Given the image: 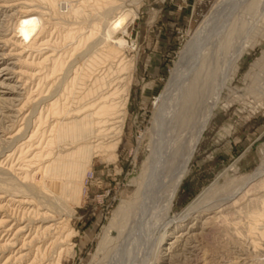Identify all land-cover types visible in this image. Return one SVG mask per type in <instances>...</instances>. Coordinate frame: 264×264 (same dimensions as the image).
<instances>
[{
    "label": "rangeland",
    "instance_id": "1",
    "mask_svg": "<svg viewBox=\"0 0 264 264\" xmlns=\"http://www.w3.org/2000/svg\"><path fill=\"white\" fill-rule=\"evenodd\" d=\"M61 1L0 0V264L101 261L102 239L136 193L160 97L221 3L72 0L64 12ZM32 17L40 27L30 37L21 29ZM256 33L196 147L172 217L212 184L263 163L264 31ZM262 211L264 176L220 212L176 224L157 264H264Z\"/></svg>",
    "mask_w": 264,
    "mask_h": 264
},
{
    "label": "bare ground",
    "instance_id": "2",
    "mask_svg": "<svg viewBox=\"0 0 264 264\" xmlns=\"http://www.w3.org/2000/svg\"><path fill=\"white\" fill-rule=\"evenodd\" d=\"M71 2L62 0V11L68 12ZM219 2L182 51L160 97L152 127V144L137 179L136 193L130 204L119 206L116 216L120 220L102 239L100 253L103 257L98 264H157L162 244L172 236L169 232L176 224H183L196 212L198 215L220 212L264 176L263 160L254 173L222 186L212 184L179 217L171 215L189 163L224 89L237 73L241 57L253 45L256 31H264V0ZM39 27L38 19L32 17L21 30L31 37ZM120 44L122 50H130L126 43ZM256 222L258 226L264 223V211L257 214ZM178 228L180 226L172 230Z\"/></svg>",
    "mask_w": 264,
    "mask_h": 264
},
{
    "label": "built area",
    "instance_id": "3",
    "mask_svg": "<svg viewBox=\"0 0 264 264\" xmlns=\"http://www.w3.org/2000/svg\"><path fill=\"white\" fill-rule=\"evenodd\" d=\"M92 177H93V174H92V172H91L90 175L86 177V180H89V179H91Z\"/></svg>",
    "mask_w": 264,
    "mask_h": 264
}]
</instances>
